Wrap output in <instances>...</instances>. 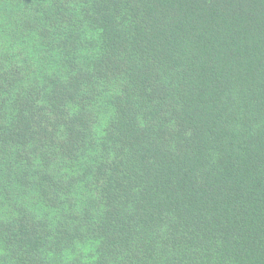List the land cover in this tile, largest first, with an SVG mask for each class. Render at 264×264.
Segmentation results:
<instances>
[{
  "label": "trees",
  "instance_id": "obj_1",
  "mask_svg": "<svg viewBox=\"0 0 264 264\" xmlns=\"http://www.w3.org/2000/svg\"><path fill=\"white\" fill-rule=\"evenodd\" d=\"M0 264H264V0H0Z\"/></svg>",
  "mask_w": 264,
  "mask_h": 264
}]
</instances>
